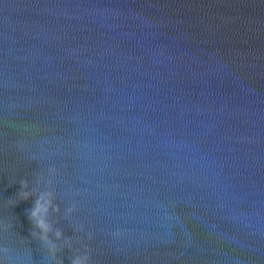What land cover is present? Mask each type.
Here are the masks:
<instances>
[{"label": "water", "instance_id": "obj_1", "mask_svg": "<svg viewBox=\"0 0 264 264\" xmlns=\"http://www.w3.org/2000/svg\"><path fill=\"white\" fill-rule=\"evenodd\" d=\"M47 191L63 264H264V0H0V264Z\"/></svg>", "mask_w": 264, "mask_h": 264}, {"label": "clouds", "instance_id": "obj_2", "mask_svg": "<svg viewBox=\"0 0 264 264\" xmlns=\"http://www.w3.org/2000/svg\"><path fill=\"white\" fill-rule=\"evenodd\" d=\"M56 169H51V174L54 175ZM51 182V181H50ZM20 196L22 200H27L29 197L34 196L32 190H28V181L21 180ZM55 196L51 191L40 192L35 195L34 206L29 210V220L32 224V228L35 229L32 232V236L38 238L40 242L47 247V251L51 256L53 264H63V261L58 258L57 253L61 251L60 248L53 242L51 235L53 234V226L49 221V214L51 212H59V205L54 204ZM75 207V206H74ZM74 208H70L69 212ZM77 231L83 232L84 226L81 225ZM54 235L57 240L63 239V233L61 230H55ZM92 234L87 235V240H92ZM6 254L7 248L2 249ZM84 254H77L72 257L71 264H89L90 256L88 255V246L84 245Z\"/></svg>", "mask_w": 264, "mask_h": 264}]
</instances>
